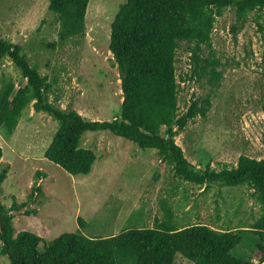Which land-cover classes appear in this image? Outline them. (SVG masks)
Returning <instances> with one entry per match:
<instances>
[{"label": "rangeland", "instance_id": "obj_1", "mask_svg": "<svg viewBox=\"0 0 264 264\" xmlns=\"http://www.w3.org/2000/svg\"><path fill=\"white\" fill-rule=\"evenodd\" d=\"M125 1L90 0L85 36L62 41L60 20L49 9V0H0V38L22 46L30 64L49 78L47 96L56 107L75 109L90 120H112L120 114L123 93L109 47L111 23ZM257 15L251 13L236 35L231 29L237 23L234 9L218 18L213 49L221 62L219 87L210 84L208 75L189 79V46L181 42L177 50L180 114L198 98L209 97L211 102L206 116L198 114L175 136L196 169L208 163L216 170L233 166L243 154L264 159V11L262 18ZM209 56L204 48L202 57ZM12 80L16 88L23 81L12 59L5 57L0 61V94ZM57 129L58 121L37 112L33 102L10 137L0 128V170L8 172L0 199L6 208L14 201L26 204L14 211L13 224L17 232L41 236L40 250L64 232L105 237L153 227L155 219H165L164 204L173 209L178 227L203 223L218 229L248 228L262 213L247 185L214 184L204 190L178 177L156 149L110 131L84 134L81 147L93 150L97 158L89 174L72 175L45 157ZM34 186H40L41 193L31 198ZM78 217L86 221L84 227ZM241 237L231 253L264 264L256 256L258 234ZM0 264L10 261L0 254ZM176 264L194 263L178 254Z\"/></svg>", "mask_w": 264, "mask_h": 264}, {"label": "trees", "instance_id": "obj_2", "mask_svg": "<svg viewBox=\"0 0 264 264\" xmlns=\"http://www.w3.org/2000/svg\"><path fill=\"white\" fill-rule=\"evenodd\" d=\"M90 0H49V9L60 20V39L84 37ZM235 10L236 35L251 13L263 17L264 0H126L119 6L111 23L110 51L121 76L123 101L120 114L112 120H90L75 109L56 107L48 100L49 78L33 67L22 46L0 38V61L12 59L21 73V85L8 82L0 94V128L5 137L16 130L24 110L33 102L34 109L58 121V129L45 151V157L72 175L89 174L96 161L91 149L81 147L87 131H110L142 148H154L184 181L206 190L211 185H247L260 205L261 215L248 226L218 229L196 223L178 227L175 213L164 204L165 219H155L153 227L125 229L105 237L88 236L81 231L64 232L44 244L41 236L29 230L16 231L15 212L26 204L14 201L6 208L0 199V254L10 264H176L180 254L194 264H257L252 259L231 253L242 240V233L259 236L256 256L264 263V159L241 155L236 165L216 170L208 163L196 169L175 142L198 114L206 116L209 97L193 100L186 112H179L177 50L185 42L193 64L189 79L209 76L219 87L222 72L213 49V31L220 16ZM260 28L262 26L260 25ZM54 44H49L53 47ZM204 48L209 57H202ZM264 112V104H263ZM3 148L0 144V163ZM7 169L0 170V196ZM41 193L34 186L31 198ZM167 200L161 199V202ZM36 213L35 210L31 211ZM29 214V213H28ZM82 227L86 221L78 217Z\"/></svg>", "mask_w": 264, "mask_h": 264}]
</instances>
